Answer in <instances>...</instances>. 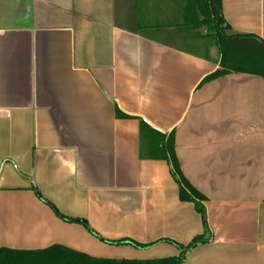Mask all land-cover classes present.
<instances>
[{
	"label": "crops",
	"instance_id": "crops-1",
	"mask_svg": "<svg viewBox=\"0 0 264 264\" xmlns=\"http://www.w3.org/2000/svg\"><path fill=\"white\" fill-rule=\"evenodd\" d=\"M221 11L264 40V0ZM183 32L177 0H0V250L150 261L202 236L182 264H264V79L200 85L217 57ZM139 120L174 134L207 231L170 162L139 157Z\"/></svg>",
	"mask_w": 264,
	"mask_h": 264
},
{
	"label": "trees",
	"instance_id": "trees-1",
	"mask_svg": "<svg viewBox=\"0 0 264 264\" xmlns=\"http://www.w3.org/2000/svg\"><path fill=\"white\" fill-rule=\"evenodd\" d=\"M182 1L181 27L186 34L185 40L189 43L202 42L200 51L188 48L187 52L198 58L211 60L208 56L209 47H215L217 51L218 69L205 77L200 85L228 74H244L264 79V40L251 34H228L229 26L222 16L221 0ZM201 28L206 29V36L199 34ZM195 47L199 48L196 45ZM139 140L141 159L170 162L172 174L179 185V200L194 203L196 211L201 215L204 230L207 231L205 212L201 205L204 197L191 187L179 170L174 155V134H161L139 120ZM45 203L61 219L67 222H82L61 216L51 204ZM203 242L205 240L202 236L196 237L186 247L178 246V257L150 261L96 259L61 246L36 252L0 250V264H182L185 251Z\"/></svg>",
	"mask_w": 264,
	"mask_h": 264
},
{
	"label": "rangeland",
	"instance_id": "rangeland-1",
	"mask_svg": "<svg viewBox=\"0 0 264 264\" xmlns=\"http://www.w3.org/2000/svg\"><path fill=\"white\" fill-rule=\"evenodd\" d=\"M177 2H178V5H179V16L181 15V9H182V7H183V1L182 0H177ZM173 8V7H172ZM179 23H180V21H179ZM184 34V35H183ZM199 34L201 35V36H206L207 35V31H206V29L205 28H201L200 30H199ZM182 36H185L186 37V34H185V32H183L182 33ZM182 40H185V38L184 37H182L181 38ZM188 40H189V38H188ZM201 43L202 42H200V41H198V42H192V43H189V41H185V42H178V44H179V46H182V47H185V48H192L193 50L194 49H198L199 51H200V49H201ZM195 45L196 46H198L199 48H197V47H195ZM208 56L211 58V59H213V58H215V57H217V51H216V49H215V47H212V46H210L209 47V49H208Z\"/></svg>",
	"mask_w": 264,
	"mask_h": 264
}]
</instances>
